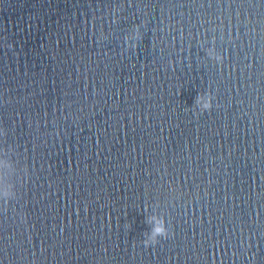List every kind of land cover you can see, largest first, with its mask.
I'll return each instance as SVG.
<instances>
[{"label": "water", "instance_id": "1", "mask_svg": "<svg viewBox=\"0 0 264 264\" xmlns=\"http://www.w3.org/2000/svg\"><path fill=\"white\" fill-rule=\"evenodd\" d=\"M229 2L0 0L2 264H264V8Z\"/></svg>", "mask_w": 264, "mask_h": 264}, {"label": "clouds", "instance_id": "2", "mask_svg": "<svg viewBox=\"0 0 264 264\" xmlns=\"http://www.w3.org/2000/svg\"><path fill=\"white\" fill-rule=\"evenodd\" d=\"M208 55L210 58L217 60L218 62L223 61V56L217 54L214 50H209ZM212 108V102L211 99H209L206 103H203V109L205 111H208ZM6 131L4 129H0V135H6ZM11 164L8 160L5 159H0V169H7L10 168ZM4 196L9 197V196H14L15 194L12 193L11 191H4L3 193ZM152 237V242L155 243L158 241L160 237L167 238L168 236V231L166 225H163L159 220L155 218V227L150 234ZM146 244H148V241H146Z\"/></svg>", "mask_w": 264, "mask_h": 264}, {"label": "snow or ice", "instance_id": "3", "mask_svg": "<svg viewBox=\"0 0 264 264\" xmlns=\"http://www.w3.org/2000/svg\"><path fill=\"white\" fill-rule=\"evenodd\" d=\"M231 2L232 0H230L229 2V7H231ZM221 6H223V0H220ZM247 4L250 7H261L264 8V0H241V6H243V4ZM6 179V174H5V170L4 169H0V185L3 184V182ZM0 264H2V261H0Z\"/></svg>", "mask_w": 264, "mask_h": 264}]
</instances>
